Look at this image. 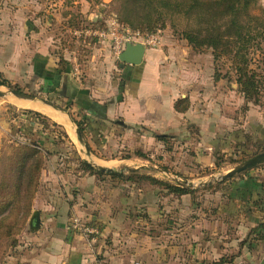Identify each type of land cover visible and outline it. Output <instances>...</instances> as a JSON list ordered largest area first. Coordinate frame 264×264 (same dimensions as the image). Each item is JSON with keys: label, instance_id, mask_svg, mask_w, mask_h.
Wrapping results in <instances>:
<instances>
[{"label": "rangeland", "instance_id": "obj_1", "mask_svg": "<svg viewBox=\"0 0 264 264\" xmlns=\"http://www.w3.org/2000/svg\"><path fill=\"white\" fill-rule=\"evenodd\" d=\"M206 4L210 5L198 9ZM186 5L191 9L171 7ZM228 5L248 27L243 32L259 39L264 0H0V80L60 110L71 132L42 113V107H47L11 97L16 91L0 86L4 94L0 95V264H11L26 246L27 235L39 229L33 230L30 221L38 212L40 226L38 208L47 198L79 190L91 175L84 170V153L67 120H80L83 110L68 95L80 84L95 88L101 82L108 84L103 88L106 92L111 93L112 86L117 92L121 81H126L128 69L134 66L119 61L120 51L111 41L93 35L95 30L108 31L112 22L136 34L132 44H141L148 36L160 37L145 48L163 53L159 74L163 95L187 96L191 107L187 116L179 117L178 127L175 120L171 126V120L163 119L161 124L150 116L146 124L125 129L118 117L109 121L107 132H87L83 140L94 162L123 169L125 174L146 167L140 172L198 185L264 152V98L254 105L238 92L231 56L215 59L211 49H193L182 36L203 28L198 18L202 9L223 10ZM229 14L223 18L221 32L227 31ZM260 60L257 53L250 68L263 77L264 71L257 67ZM24 110L45 117L48 129L64 131L78 151V156L73 154L65 143L58 153L44 158L30 194L23 180L32 178L34 171L26 164L20 170L17 161L25 156L19 148L29 141L17 118ZM95 176L97 185L91 188L110 174ZM114 183L123 197L122 206L126 210L136 206L122 228L136 235L131 246L121 240L119 246L124 248L117 254L122 262L215 264L238 254L232 264H264V239L250 234L256 225L264 224V163L224 181L207 182L204 186L212 187H198L192 197L176 198L145 182Z\"/></svg>", "mask_w": 264, "mask_h": 264}, {"label": "crops", "instance_id": "obj_2", "mask_svg": "<svg viewBox=\"0 0 264 264\" xmlns=\"http://www.w3.org/2000/svg\"><path fill=\"white\" fill-rule=\"evenodd\" d=\"M163 62L161 50L145 48L139 67L134 66V69H128L129 75H126L121 95L122 99L119 102L115 101L118 91L116 92L114 86L111 87L110 93L103 89L104 86L105 88L108 87L105 82H101L102 85L95 88H90L87 84H80L77 91L87 89L90 93L89 95L86 92L87 97L93 103L88 110H83V115L91 119V124L88 126L89 134L107 132L109 121L118 117L121 118L120 122L125 129L144 124L150 116L160 119L159 123L161 124L165 123L164 120L166 119L167 121L171 120V126H173V120H175V125L178 127L180 118L187 116L191 104L183 114L175 112L173 105L176 100L181 98H187L190 102V98L187 96L174 97L170 94L168 96L163 95L159 75ZM77 96H79L78 93H75L74 97ZM74 97L71 98L75 99ZM89 146L91 147V145ZM127 159L129 160V158ZM121 160H125V158H121ZM142 168L145 169L146 167ZM135 169H129L127 174H125V171L120 174L128 175L134 172L149 175L140 172L143 169H140L139 172ZM111 176H107L108 180L98 182V186L91 188L95 184L96 176L90 175L86 181L82 182L79 190H64L63 194L60 193L53 200H50V197L47 198L38 208L40 212L39 229L27 235L25 238L27 241L26 246L21 249L19 255L16 259H13L11 264H80L84 261L93 262V264H127L119 259L121 255L117 252L124 248L122 244L121 247L119 246L121 240L127 241L129 243L127 246H131V239L136 238L133 231L122 229L128 215L135 211L136 206L127 210L125 206H122L123 197L121 192L114 187V182L118 179ZM149 176L154 177L153 175ZM169 182L178 185L175 181ZM122 183L135 184L125 180ZM74 217L99 227L100 235L96 242L91 243L82 235L70 230L68 222ZM258 230L260 231V229ZM261 235L264 236V233H261ZM261 256L263 257L264 253ZM237 257L238 254H236Z\"/></svg>", "mask_w": 264, "mask_h": 264}, {"label": "trees", "instance_id": "obj_3", "mask_svg": "<svg viewBox=\"0 0 264 264\" xmlns=\"http://www.w3.org/2000/svg\"><path fill=\"white\" fill-rule=\"evenodd\" d=\"M209 5L210 4L203 5L198 9L200 10L204 6ZM191 6L192 8L195 7V5ZM171 7L181 11H187L189 10V8L191 9V7L188 5L184 6V9H181L180 6ZM212 7V10H210L211 7H205L200 11L203 13L198 16L199 22L203 27L202 29L193 31L190 29L189 31H185L182 36L187 41L189 46H191L192 48L194 47L193 49H211L213 51V56L215 59L220 58L222 54L231 56L234 63L233 69L236 75L235 82L238 86V92L247 102H251L254 105H257L260 103L261 98H264V76L262 77L255 71H253L250 68V65L253 62V56H257V53H259V55L261 56V60L257 67H259L262 72L264 71V50L262 49V45H264V27L263 25L260 26V28L263 29L258 33L259 39L251 38L250 35L243 32L248 27L238 21L236 17V9L233 6L228 5V7L223 10H216L217 8H214V6ZM208 11L210 12L207 13ZM228 14L229 18L226 26L227 31L221 32L220 27L221 24H223V18ZM220 21L221 23L218 24ZM243 41L244 43H246L245 46L238 47L237 45ZM226 75L227 78H230L228 74ZM123 84L124 81H121L119 85L118 96L116 97V100L118 102L121 101L122 98L121 94L123 93ZM0 86L7 87L16 92H20L18 86L12 87L7 82V80L4 79L0 80ZM68 93H70V91H68ZM75 93H78L79 95L76 98L74 97ZM71 97H74L75 99ZM68 98L73 100L74 104L78 108H80V110H88L89 107L93 104L88 99L87 93L85 91L74 90V93L69 94ZM173 106L175 112L183 114L189 109L190 102L188 99H178L175 101ZM17 118L19 119L18 122L20 123L22 128L27 132V134H25V138L29 140L19 148V150L25 156L24 158L21 157L17 161L20 165V170L23 169L24 165L26 164V169L32 167L34 171V175L32 178H26L25 180H23V182L25 181V189L30 194L36 186L37 175L39 170L41 169L44 158L58 153V148H60L65 143H68L69 146H71L73 154L78 156V153L75 145L72 143V141H70L64 131L60 132L58 131V129H48V127L45 125L47 120L41 114L35 113L30 110H24ZM90 120V118L88 119L82 114L80 120L74 121V124L77 126L83 137L86 136L87 132H90L88 127L91 124ZM52 126L56 125L52 124ZM81 162L86 172H89L91 175L99 174L93 171L84 161L81 160ZM111 177L121 181L125 180L133 183L145 182L176 198H181L182 196L186 195L192 197L194 193L197 192L185 187H180L167 180H160L149 175L134 172L129 173L128 175H112ZM211 187L212 185L209 184L202 187V189H210ZM260 228H264V224L256 226L254 229H252L250 234L258 235L256 237L257 239H263L264 236L261 235V233H257V230ZM235 258L236 255H231L228 259H220L215 264H231Z\"/></svg>", "mask_w": 264, "mask_h": 264}, {"label": "water", "instance_id": "obj_4", "mask_svg": "<svg viewBox=\"0 0 264 264\" xmlns=\"http://www.w3.org/2000/svg\"><path fill=\"white\" fill-rule=\"evenodd\" d=\"M145 51V47L140 44V43H136V44H126L123 51L120 53V55L118 56L119 61L124 64V65H130V66H138L141 64L142 62V57ZM13 96L15 97H19V98H25V99H36L34 97L31 96H27L24 94H20L18 92H12L11 93ZM1 96H3L4 94L0 93ZM38 100V99H36ZM41 101V100H38ZM43 102V101H41ZM46 103V102H44ZM48 105H50L52 108H54L56 111L61 112L60 110H58L57 108H55L54 106H52L49 103H46ZM73 124L74 122L72 120H70ZM75 125V124H74ZM76 126V125H75ZM77 133H78V139L79 142L84 146L86 152L88 154H91L88 146L85 144L84 140H83V135L81 134V132L79 131V129L77 128ZM92 170H95L99 173H106V174H110V175H117L120 173H123V169L117 170V169H107V168H100V167H96L91 165L90 163L86 162L85 160H83ZM264 163V152L257 154L255 156H253L250 159H247L246 161H244L243 163L237 165L236 167H234L233 169H231L228 173L220 176V177H211L209 178L208 181H204L199 183L198 185H194L193 183H190L186 180H178V179H173L176 183H178V185L182 186V187H186L188 189H197L198 187L203 186L204 184H206L207 182L210 181H215V182H221L224 181L228 178H231L234 175H237L239 173H242L244 171H247L251 168H254L258 165H261ZM30 226L33 230H37L39 228V213L38 212H34L30 221Z\"/></svg>", "mask_w": 264, "mask_h": 264}, {"label": "built area", "instance_id": "obj_5", "mask_svg": "<svg viewBox=\"0 0 264 264\" xmlns=\"http://www.w3.org/2000/svg\"><path fill=\"white\" fill-rule=\"evenodd\" d=\"M118 30H121V34L118 33ZM90 33H92L90 31ZM93 35L96 38L103 39L108 42L111 41L114 45L115 48L119 49L120 53L124 49L126 44H132V39L136 37V34H131L128 31H125L123 27H119L118 24L116 23H110V26L108 28V31L104 30H95L93 32ZM160 39L159 36H148L147 38L144 39L143 43H141L144 47L147 45H155ZM118 51V53H119ZM68 227L70 230L74 233H78L82 235L87 241L93 243L96 242L99 235L100 231L99 229L95 226V224L89 223V222H84L78 217L72 218L68 222ZM80 264H93V262L89 261H84Z\"/></svg>", "mask_w": 264, "mask_h": 264}, {"label": "bare ground", "instance_id": "obj_6", "mask_svg": "<svg viewBox=\"0 0 264 264\" xmlns=\"http://www.w3.org/2000/svg\"><path fill=\"white\" fill-rule=\"evenodd\" d=\"M11 97H14L18 100H21V101H25V102H31V103H35V104H38V105H41V106H45L47 108H44L42 107L41 111L42 113L48 115L49 117H51L53 120L55 121H58L60 124L62 123L67 131L71 134L70 132V129L66 126V122L62 119H66V116L64 115V113L62 112H59V111H56L54 108H52L50 105L44 103V102H41V101H38L36 99H25V98H19V97H15L13 95H11ZM18 105L22 106V102H17ZM37 105V106H38ZM23 106H27V105H23ZM52 110V111H51ZM58 115H56L55 113ZM62 118V119H61ZM67 120L69 121V123L71 124L72 126V129H73V132L76 136V140L78 142V145L79 147L81 148V150L83 151L84 153V158L83 160H85L86 162L90 163L91 165L93 166H96V167H100V168H107V169H114V168H110V167H106V166H102L101 164H97L96 162H94L92 159H91V154H88L84 148V146L79 142V139H78V133H77V129H76V126L70 121V119L67 118ZM72 136V135H71ZM73 138H74V135H73Z\"/></svg>", "mask_w": 264, "mask_h": 264}]
</instances>
